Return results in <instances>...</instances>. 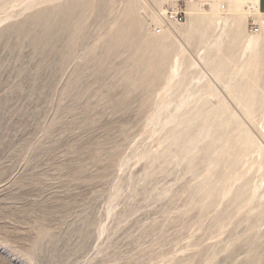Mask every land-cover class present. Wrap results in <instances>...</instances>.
Instances as JSON below:
<instances>
[{
	"label": "rangeland",
	"instance_id": "obj_1",
	"mask_svg": "<svg viewBox=\"0 0 264 264\" xmlns=\"http://www.w3.org/2000/svg\"><path fill=\"white\" fill-rule=\"evenodd\" d=\"M0 264H264L257 0H0Z\"/></svg>",
	"mask_w": 264,
	"mask_h": 264
},
{
	"label": "built area",
	"instance_id": "obj_2",
	"mask_svg": "<svg viewBox=\"0 0 264 264\" xmlns=\"http://www.w3.org/2000/svg\"><path fill=\"white\" fill-rule=\"evenodd\" d=\"M185 13L186 11L183 8L178 6L177 8H171L170 10H168L167 16H168V19L171 21L180 22L181 20H183ZM254 29L258 30V26H254ZM158 31H160L159 28H158Z\"/></svg>",
	"mask_w": 264,
	"mask_h": 264
},
{
	"label": "crops",
	"instance_id": "obj_3",
	"mask_svg": "<svg viewBox=\"0 0 264 264\" xmlns=\"http://www.w3.org/2000/svg\"><path fill=\"white\" fill-rule=\"evenodd\" d=\"M257 5L260 13H264V0H257Z\"/></svg>",
	"mask_w": 264,
	"mask_h": 264
},
{
	"label": "bare ground",
	"instance_id": "obj_4",
	"mask_svg": "<svg viewBox=\"0 0 264 264\" xmlns=\"http://www.w3.org/2000/svg\"><path fill=\"white\" fill-rule=\"evenodd\" d=\"M221 6H222V7H225V4H221ZM249 8H250V7H249ZM186 12H187V10H186ZM191 13H192V11H189V12H188V14H191Z\"/></svg>",
	"mask_w": 264,
	"mask_h": 264
}]
</instances>
